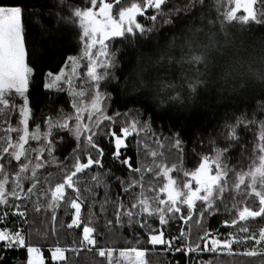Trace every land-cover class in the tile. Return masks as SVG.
<instances>
[{
	"label": "snow or ice",
	"instance_id": "obj_1",
	"mask_svg": "<svg viewBox=\"0 0 264 264\" xmlns=\"http://www.w3.org/2000/svg\"><path fill=\"white\" fill-rule=\"evenodd\" d=\"M87 3L88 7L74 11L81 29L82 53L66 58L69 62L66 67L70 71H60L55 75L51 71L47 73L46 87L49 90L64 91L63 85L69 86L74 113L61 109L45 117L46 131H42L41 125L35 121L30 106L34 66H30V50L25 42L24 9L18 4H0V225L4 226L0 229V261L4 259V248L12 251L24 249L26 255L22 264H45L42 250L28 244L27 232L15 227V222H6L9 216L26 217L30 202L34 212L41 211V207L50 210L52 221L56 220L57 209L62 206L70 209L72 219L66 227L81 232V237L73 241L76 247H54L51 260L66 262L67 252L78 254L87 248L88 251L95 249L107 264H122L123 261L127 264H147L146 250L99 246L100 233L93 223L96 213L91 211L96 201L89 202L88 214L84 215L87 199L84 193L95 197L94 188L100 187L104 189L100 210H104V204L111 203L117 223L126 217L129 225L147 229V243L161 250L183 253L189 258L205 252L264 257V228L250 231L247 223L264 218V121L261 122L256 145L259 155L247 171L229 166L225 156L227 145L222 150L216 148L211 155H201L191 169H185L182 162L173 165L157 162L162 153L154 150L142 136L154 135L151 124L147 118L141 122L137 118L138 112L131 119L126 118L118 128L108 125L101 128L105 121L116 123L112 116L106 114L105 101L109 94L100 90L101 83L109 76L115 78L111 70L118 66L119 49L114 48L112 42L130 38L129 42L134 43L146 38L159 26L171 25L173 16L187 14L195 8L207 9V0H186L182 6L172 4V0H87ZM224 6H227V11L223 19L228 22L264 25V0H223ZM143 20L149 23L145 24ZM215 43V34L211 30L205 32L203 28H189L181 45L184 54L179 62L206 65L208 53ZM165 57L166 51L161 55V58ZM82 66L86 68L87 87L73 83L81 78L79 69ZM194 72L195 79L189 76L180 84L160 80L157 92L166 93L160 103L179 100V92L183 88H187L190 94L195 93L202 81L199 69ZM221 73L227 78L232 75V68L224 65ZM141 86H144V81L138 78L135 87ZM13 115L17 117L15 123ZM254 123L251 118L237 119L236 124L230 126L229 139H239L237 125ZM97 130L111 138L114 148L111 155L125 168L126 176L115 175L111 169L93 171L104 168L105 149L97 139ZM60 131L71 133L76 141L64 159L56 155L57 141H63ZM135 136H141L136 141L141 153L138 165L125 154L133 142L129 138ZM171 140V146L183 153V140L179 134ZM148 158L151 160L145 163ZM52 165L56 166V174L61 177L55 183L50 174H41L42 169ZM109 176L118 182L120 188L115 199L109 195L110 189L115 191L108 182ZM221 211L231 216V219L225 216L221 220V227L234 231L221 232L219 228L211 230L204 226L209 217ZM176 221H180V225L173 235L168 226ZM112 222L107 220L105 226ZM190 222L200 228V234L195 238H192L190 229L185 228ZM233 245L248 247L243 253H236ZM114 256H117L115 260Z\"/></svg>",
	"mask_w": 264,
	"mask_h": 264
},
{
	"label": "trees",
	"instance_id": "obj_2",
	"mask_svg": "<svg viewBox=\"0 0 264 264\" xmlns=\"http://www.w3.org/2000/svg\"><path fill=\"white\" fill-rule=\"evenodd\" d=\"M185 2L186 0H172V4L176 6H182ZM0 4H18L24 9L25 42L30 50V66H34V77L29 92L30 106L35 121L41 125L42 131H46L45 117L52 116L61 109L66 113H74L69 86L64 84V91L49 90L46 87L47 73L51 71L55 75L60 71H70L66 67L69 63L66 58L82 53L81 29L74 11L89 5L87 0H0ZM207 4L205 10L195 8L187 14L173 16L171 25H161L146 38L138 39L134 43L129 42L130 38L112 42V46L119 49L118 66L111 70L115 78L109 76L101 83L100 90L109 94L105 101L106 114L112 116L116 123L105 121L101 128L105 125L118 128L125 123L126 118L131 119L138 112L137 118L141 122L147 118L151 124L154 135L142 136L154 150L162 153L157 162L163 161L167 165L182 162L185 169H191L201 155H211L216 148L222 150L227 145L229 147L225 156L229 166L247 171L248 166L259 155L256 145L261 122L264 121V25H256L254 22L248 25L228 22L223 19L227 11V6L222 7L223 0H207ZM143 22L149 23L147 20ZM189 28H203L205 32L211 30L215 34V47L208 53L206 65L179 62L184 54L181 45ZM165 51L167 57L161 58ZM224 65L232 68V75L227 78L221 73ZM195 69H199L201 73L199 78L202 81L195 93L190 94L187 88H183L179 92V100H166L160 103L161 98L166 95L164 92H157L160 80L180 84L189 76L195 79ZM79 72L81 78L74 80L73 83L85 85V67L82 66ZM138 78L143 79L144 86L135 87ZM117 113L120 115L117 116ZM241 117L251 118L255 123L237 125L239 139L233 141L229 139L230 126L236 124L237 119ZM16 120V115H13V123ZM97 131V139L105 149L104 168L93 171L104 172L111 169L115 175L126 176L125 168L111 155L114 151L111 138L107 137L105 132ZM176 134L183 140V153H179L171 146V137ZM59 136L63 137V141H57L56 155L64 159L76 145V141L67 131H60ZM129 139L133 142L125 150V154L138 165L141 153L136 141L140 140L141 136ZM157 140L159 143H156ZM32 144L38 146L36 142ZM150 160L151 158H148L145 163ZM56 173L55 165L41 170L42 175L50 174L53 183L61 179ZM107 179L115 189L114 192L110 189L109 195L115 199L116 194L120 192L118 182L113 181L111 176ZM94 191L97 193L95 197L90 193H84L87 197L84 215L88 214L89 202L95 200L91 211L96 213L93 223L100 233V247L146 250L147 264H264V257L259 255L249 257L243 254L216 255L205 252L189 258L183 253L168 252L158 246L154 247L147 243V229L129 225L126 217L119 223L116 222L111 203L104 204V210L101 211L104 189L94 188ZM43 200L41 197V202ZM55 215L56 220L52 221L50 210L41 207V211L34 212L31 203L28 202L26 217L9 216L6 222L9 224L15 222V227L27 232L28 244L42 250L45 264H107L105 258L99 257L95 249L88 251L87 248L78 254L67 252L66 262L51 260V250L54 247H76L73 241L81 237L79 229L66 227L72 219L70 209L62 206L56 210ZM225 216L231 219L228 213L221 211L209 217L204 226L211 230L219 228L221 232L234 231L221 227V220ZM24 220H27V223H24ZM107 220H112V224L105 226ZM149 222L151 223V219ZM247 223L250 231L264 228V218ZM179 225L180 221L170 224L169 232L175 235ZM3 227L0 225V229ZM185 228L190 229L192 238L200 234L199 226L192 222ZM247 247L233 245L236 253H243ZM3 255L4 259L0 264H22L26 252L24 249L12 251L4 248ZM117 256H114V260ZM122 264H127V261H123Z\"/></svg>",
	"mask_w": 264,
	"mask_h": 264
},
{
	"label": "rangeland",
	"instance_id": "obj_3",
	"mask_svg": "<svg viewBox=\"0 0 264 264\" xmlns=\"http://www.w3.org/2000/svg\"><path fill=\"white\" fill-rule=\"evenodd\" d=\"M83 51V50H82ZM83 63H86V62H83ZM85 73H86V68H85V72H84V77H85ZM86 78V77H85ZM44 257V256H43ZM45 259V258H44Z\"/></svg>",
	"mask_w": 264,
	"mask_h": 264
}]
</instances>
